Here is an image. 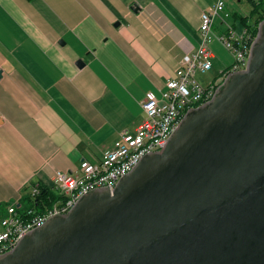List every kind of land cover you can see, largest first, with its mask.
Wrapping results in <instances>:
<instances>
[{
    "label": "crops",
    "instance_id": "crops-1",
    "mask_svg": "<svg viewBox=\"0 0 264 264\" xmlns=\"http://www.w3.org/2000/svg\"><path fill=\"white\" fill-rule=\"evenodd\" d=\"M245 2L226 0L227 22L239 33L246 28L240 17H251ZM214 3L0 0V224L9 207L34 208L36 187L51 202L58 172L80 174L84 161L100 163L135 132L147 94L160 97L198 47L201 15ZM224 31L217 19L213 33ZM220 44L210 46L212 74L231 67Z\"/></svg>",
    "mask_w": 264,
    "mask_h": 264
},
{
    "label": "water",
    "instance_id": "water-1",
    "mask_svg": "<svg viewBox=\"0 0 264 264\" xmlns=\"http://www.w3.org/2000/svg\"><path fill=\"white\" fill-rule=\"evenodd\" d=\"M257 38L248 70L191 113L161 155L0 264H264V21Z\"/></svg>",
    "mask_w": 264,
    "mask_h": 264
},
{
    "label": "built area",
    "instance_id": "built-area-1",
    "mask_svg": "<svg viewBox=\"0 0 264 264\" xmlns=\"http://www.w3.org/2000/svg\"><path fill=\"white\" fill-rule=\"evenodd\" d=\"M226 6V0H215L212 7L202 13L198 47L184 55L174 77L166 81L160 97L153 92L147 94L142 104L145 117L134 133L122 135L100 163L84 161L80 174L58 172L55 175L54 188L60 198L57 205L43 214L37 213L35 208L23 212L15 206L7 209V215L1 221L0 260L12 254L24 239L41 231L51 221L69 216L89 195L112 194L143 160L163 153L191 113L214 101L225 84H204L198 75H206L213 69L210 46L215 39L233 54L236 62L232 72L224 76L226 80L248 70L258 38L250 39L246 30L239 33L228 24L231 15ZM217 19L222 20L225 31L216 36L213 27ZM38 195L35 188L31 196L36 198Z\"/></svg>",
    "mask_w": 264,
    "mask_h": 264
},
{
    "label": "trees",
    "instance_id": "trees-1",
    "mask_svg": "<svg viewBox=\"0 0 264 264\" xmlns=\"http://www.w3.org/2000/svg\"><path fill=\"white\" fill-rule=\"evenodd\" d=\"M249 3L252 5V14L249 17L241 18V22L246 27L245 30L247 34L250 35V39H255L258 36L259 32V25L264 21V3L262 1H255V0H249ZM45 189H41L40 195L37 197L36 200H32V203L34 205L35 211L37 210V213L43 214L45 207L43 208V205H46L48 207H51L56 200L57 197L52 198V201L50 202L51 198L48 197L47 193H44Z\"/></svg>",
    "mask_w": 264,
    "mask_h": 264
},
{
    "label": "rangeland",
    "instance_id": "rangeland-1",
    "mask_svg": "<svg viewBox=\"0 0 264 264\" xmlns=\"http://www.w3.org/2000/svg\"><path fill=\"white\" fill-rule=\"evenodd\" d=\"M246 2H245V4H244V9H248L249 11H251V12H249L250 13V15H251V13H252V10H253V8H252V5L249 3V1L248 0H245ZM251 8H252V10H251ZM234 13H235V15L237 16V17H239V16H241V14H240V11L239 10H237V9H234ZM261 40H258L257 42H256V44H255V48L256 47H259L260 45H261ZM221 46H222V44H220ZM223 48H221V50H220V54H219V56L220 57H222L223 59H224V61L225 62H227L231 67H230V69H228L225 73H223V74H218L216 71H217V68H216V66H215V73H213L212 74V72H209L208 74H206V75H198V79H200L204 84H205V82H213L215 85L216 84H226L228 81H230V79H231V77L232 76H229L228 78H227V80L224 78V76H226V74L228 73H230V72H232L231 70L233 69V67H234V65H235V59H234V56H233V54L228 50V49H226L224 46H222ZM224 88H225V85H224ZM223 88V89H224ZM222 89V90H223ZM197 110V109H196ZM36 189H38V191H39V195H40V193H41V187H36ZM38 195V196H39ZM53 195L55 196V197H57L58 196V194H57V192H54L53 193ZM0 227H1V224H0Z\"/></svg>",
    "mask_w": 264,
    "mask_h": 264
}]
</instances>
